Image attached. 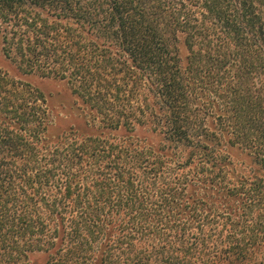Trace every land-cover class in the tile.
I'll return each mask as SVG.
<instances>
[{
    "label": "trees",
    "instance_id": "obj_1",
    "mask_svg": "<svg viewBox=\"0 0 264 264\" xmlns=\"http://www.w3.org/2000/svg\"><path fill=\"white\" fill-rule=\"evenodd\" d=\"M0 52V264H264V0H0Z\"/></svg>",
    "mask_w": 264,
    "mask_h": 264
},
{
    "label": "rangeland",
    "instance_id": "obj_2",
    "mask_svg": "<svg viewBox=\"0 0 264 264\" xmlns=\"http://www.w3.org/2000/svg\"><path fill=\"white\" fill-rule=\"evenodd\" d=\"M0 68H3L13 76L14 73L5 64L1 52ZM22 80L27 81L25 78H22ZM28 82L32 83L36 87H39L49 97V102L54 112L59 114L63 119H66V125L74 124L76 122L75 117H77L79 112L76 110V106L74 104L75 100L69 94L65 83L53 79L39 78L37 76L29 77ZM243 159L245 160V158ZM35 259L36 257H32L31 260L34 261Z\"/></svg>",
    "mask_w": 264,
    "mask_h": 264
}]
</instances>
